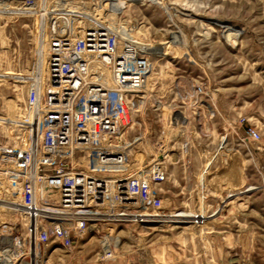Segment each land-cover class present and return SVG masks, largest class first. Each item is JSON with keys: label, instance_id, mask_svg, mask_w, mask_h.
<instances>
[{"label": "rangeland", "instance_id": "1", "mask_svg": "<svg viewBox=\"0 0 264 264\" xmlns=\"http://www.w3.org/2000/svg\"><path fill=\"white\" fill-rule=\"evenodd\" d=\"M55 2L77 34L98 25L126 30L153 63L125 141L132 172L165 159L169 177L161 210L104 224L69 250L52 245L38 264H264V0ZM7 6L0 11L2 166L17 156L28 74L42 46L31 12ZM250 128L259 141L247 136ZM2 199L0 190V236L25 230V216ZM109 243L113 259L104 257Z\"/></svg>", "mask_w": 264, "mask_h": 264}, {"label": "built area", "instance_id": "2", "mask_svg": "<svg viewBox=\"0 0 264 264\" xmlns=\"http://www.w3.org/2000/svg\"><path fill=\"white\" fill-rule=\"evenodd\" d=\"M11 2L35 17L42 46L28 74L17 156L0 165L2 200L26 219L25 230L0 236V264H38L52 245L69 250L104 224L161 210L169 174L165 159L132 172L126 134L154 67L130 33L98 25L77 34L55 0H0V11ZM247 136L261 139L253 128ZM104 248L113 259L112 245Z\"/></svg>", "mask_w": 264, "mask_h": 264}, {"label": "bare ground", "instance_id": "3", "mask_svg": "<svg viewBox=\"0 0 264 264\" xmlns=\"http://www.w3.org/2000/svg\"><path fill=\"white\" fill-rule=\"evenodd\" d=\"M25 123V122H24ZM24 262V261H23ZM28 264H36L33 260L32 261H30V260H28ZM18 263H20V260H18V261H15V262H13V263H8V264H18Z\"/></svg>", "mask_w": 264, "mask_h": 264}]
</instances>
